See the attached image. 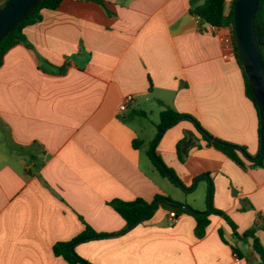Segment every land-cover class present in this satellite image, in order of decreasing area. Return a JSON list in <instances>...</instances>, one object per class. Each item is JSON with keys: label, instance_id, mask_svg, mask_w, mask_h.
I'll return each mask as SVG.
<instances>
[{"label": "crops", "instance_id": "obj_1", "mask_svg": "<svg viewBox=\"0 0 264 264\" xmlns=\"http://www.w3.org/2000/svg\"><path fill=\"white\" fill-rule=\"evenodd\" d=\"M192 2L63 0L25 28L27 41L0 68V264H70L54 246L87 226L112 235L76 245L91 264H261L251 241L236 242L218 215L198 238L192 215L175 212L173 222V211L160 204L121 233L126 221L110 205L173 199L148 155L164 106L253 156L261 152L258 110L235 50L222 42L230 27L201 28ZM129 95L134 101L121 111ZM184 138L190 145L182 161ZM156 151L188 187L208 175L214 207L240 234L264 217V168L244 158L245 169L208 146L191 121L168 129ZM256 235L264 246V229ZM234 243L244 253L239 261Z\"/></svg>", "mask_w": 264, "mask_h": 264}, {"label": "trees", "instance_id": "obj_2", "mask_svg": "<svg viewBox=\"0 0 264 264\" xmlns=\"http://www.w3.org/2000/svg\"><path fill=\"white\" fill-rule=\"evenodd\" d=\"M198 1L199 0H193L192 2L193 8L191 12L196 17H200L199 25L201 28L204 27L205 25H213L219 28L231 27L234 30V6L237 0H233L232 6L229 12H227V6H226L227 0H206L202 5H197ZM62 2L63 0H44L43 2L40 3L38 7H36L29 14V16L21 24H19L0 43V68L2 67L4 63V59L7 53H9V51L12 48H14L16 45H18L19 43L27 41L26 35L24 33L25 28L30 25L39 23L43 19L42 12L44 10H55L61 5ZM3 5L0 7V9L3 7ZM256 35H257V40L259 43L261 55L264 60V0H261L260 2L259 11L256 17ZM235 55H236V58H237V61L240 67L243 70V74L245 78L246 93L248 97L254 102L258 110V113L260 116V122H261L260 109H259L256 97H255L253 88L250 84V80L244 70L243 61H242V58H241V55H240V52H239V49L236 43V39H235ZM182 120L191 121L195 125L198 132L202 135L203 139L207 142L208 146L215 147L216 149L222 151L223 153H225L228 157H230L233 161H235L237 164H239L243 168L245 169L248 168V165L244 161V158L251 161L252 167L264 168V150L263 152H260L257 156H253L246 147L227 142L225 140H222L212 135L209 131H207L202 126L199 120L195 118L194 116L190 114L181 113L170 106H164V109L162 110L160 114V122L157 125L158 130H159L158 137L148 152V155L152 163L164 177H168L164 169H167L169 172H171L176 177L178 176L175 173V171L169 168L163 162L161 157L157 154L156 144H157L158 139L168 129H170L171 127H173L174 125H176ZM261 129H262V123L260 124V139H261ZM189 145H190V142L188 141L187 138H184L178 144L179 156L182 161H184L185 160L184 157L187 156L186 154H183L184 148L188 147ZM135 146L136 147L138 146L136 145V142H135ZM154 148H155V153H153ZM157 160H159V162H157ZM202 179H205V177H202ZM174 183L177 184L176 182ZM211 201H212V205H211L210 213L197 211V213H194V214L185 211L181 206L182 203L175 202L171 198L165 197L163 195L156 196L155 200L152 202H148L142 198H137L136 200H133V201L114 200L110 203V205L126 221V227L121 233H126L129 230L136 227L137 225H139L140 223H142L143 221L150 219L153 216L154 211L160 204L165 205L169 210L177 212L178 214L187 213V214L192 215L197 221L195 234L198 238H204L206 236L207 228L211 223L210 216L218 215L222 217L232 227L236 242L241 241L243 243H248L249 241H251L254 252L259 256L261 264H264V246L256 235L257 230L259 228L264 229V217L260 216L259 221L257 222V224H255L254 227L245 231L243 234H240L238 231V226L233 221V219L226 212L216 209L214 207L213 189L211 192ZM156 202H158V204L156 205L155 210L151 212L146 217V219H144L142 222H140L139 224H136L146 214L149 213V210L152 208V206ZM219 234L225 243H229V241L225 237V232L222 228L219 230ZM111 236L112 235L110 234L98 233L94 231L91 227L87 226L86 230L81 235H79L77 238H75L73 241L57 243L54 246V252L57 256L64 257L70 264H91L90 262H88L87 260H85L84 258H82L76 253L75 251L76 245L83 241H87L91 239H102V238H107ZM232 246H233L234 251L239 255V257L243 258L244 253L242 249L236 243L232 244Z\"/></svg>", "mask_w": 264, "mask_h": 264}, {"label": "water", "instance_id": "obj_3", "mask_svg": "<svg viewBox=\"0 0 264 264\" xmlns=\"http://www.w3.org/2000/svg\"><path fill=\"white\" fill-rule=\"evenodd\" d=\"M44 0H9L0 9V43L19 25L29 14L40 5ZM261 0H237L234 6V33L236 43L243 61L244 70L250 80L253 88L260 113H261V152L264 150V60L261 55L259 43L256 35V17L259 11ZM155 153V149H153ZM155 156V154H154ZM159 162V160H157ZM167 176L176 182L185 191L190 192L195 190L198 181L202 177L208 178V175L199 176L195 179L192 187H187L185 184L167 169H164ZM210 182L209 195V210L211 211V192L212 183ZM156 202L149 213L146 214L136 224L142 222L146 217L155 210ZM182 208L189 213H197L193 207L182 204Z\"/></svg>", "mask_w": 264, "mask_h": 264}, {"label": "rangeland", "instance_id": "obj_4", "mask_svg": "<svg viewBox=\"0 0 264 264\" xmlns=\"http://www.w3.org/2000/svg\"><path fill=\"white\" fill-rule=\"evenodd\" d=\"M183 154H185L184 151H183ZM185 158L186 157H184V159ZM145 160H147V162L150 161L148 157H146ZM153 171H154L153 173L155 177L157 178V180L163 183L166 187H168L169 192L173 198L172 200H174L175 202L185 204V205H189L193 207L195 210L200 211V212H207L209 210L210 182L208 185L206 181L199 180L195 190L187 192L183 188H181L179 185L175 184L170 178L165 179L161 175V173L158 172V170L156 171L153 170ZM213 195H214V192H213Z\"/></svg>", "mask_w": 264, "mask_h": 264}, {"label": "built area", "instance_id": "obj_5", "mask_svg": "<svg viewBox=\"0 0 264 264\" xmlns=\"http://www.w3.org/2000/svg\"><path fill=\"white\" fill-rule=\"evenodd\" d=\"M197 19L200 21V17H197ZM213 29H218L219 27L217 26H213L210 25ZM235 33L234 30L230 27V32L226 35L223 36L222 42H223V46L225 47V49L227 50H235ZM134 101V96L133 95H129L126 97L125 102L120 106V110L121 111H126L129 107V104ZM171 220L173 222L176 221L177 218V214L173 211L170 214ZM241 258L239 257V255L235 252V261H239Z\"/></svg>", "mask_w": 264, "mask_h": 264}]
</instances>
